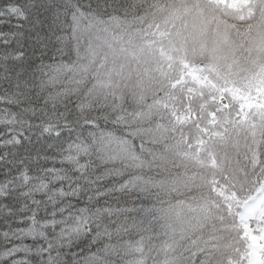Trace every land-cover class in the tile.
<instances>
[{"label":"clouds","instance_id":"9594fccd","mask_svg":"<svg viewBox=\"0 0 264 264\" xmlns=\"http://www.w3.org/2000/svg\"><path fill=\"white\" fill-rule=\"evenodd\" d=\"M18 7L16 23L32 35L0 44V86L45 133L73 134L80 148L69 171L91 178L86 211L74 214L83 223L37 244L23 264H129L127 242L145 240L138 230L145 222L151 234L139 264H247L245 225L264 234V119L230 138L209 129L202 148L162 139L167 116L155 106L157 77L145 68L161 61L177 75L184 64L201 68L216 85L198 89L204 100L228 89V113L238 111L236 90L264 89V4L32 0ZM223 227L230 241L221 262ZM0 264L21 262L7 249Z\"/></svg>","mask_w":264,"mask_h":264},{"label":"trees","instance_id":"16d2710c","mask_svg":"<svg viewBox=\"0 0 264 264\" xmlns=\"http://www.w3.org/2000/svg\"><path fill=\"white\" fill-rule=\"evenodd\" d=\"M218 2L233 7L241 3L264 4V0ZM22 3L31 7L32 0H0V12L4 13L0 15V44L8 39H19L20 32H24L26 37L32 35L16 23L21 11L18 5ZM39 11H36L34 24L41 18ZM0 65H3L2 60ZM182 67L178 75L170 64L163 61L145 68L146 74L157 77L155 106L167 116L166 126L160 129L162 139L175 136L185 146L193 144L202 148L212 138L209 129L218 128L215 136L230 138L237 134L242 124L248 123L254 128L259 120L264 119V100L260 99L264 89L255 88V95H239V90H236L233 95L242 103L238 111L228 113L223 96L228 89H220L219 96L209 97L205 101L203 92L198 89L215 88V83L201 77V68L188 64ZM3 72L4 67L0 66V73ZM212 103L219 108L209 110L208 105ZM220 111L226 113L222 121L217 118ZM252 113L254 115H250ZM108 147L118 150L119 144L110 143ZM79 148L72 133L63 132L59 136L45 133L31 110L20 108L6 93V85L0 86V250L12 249L13 258L21 264L36 255L33 249L37 244L45 241L51 243L61 230H77L79 224L83 223V219L74 218V214L80 217L86 211L85 201L91 194L83 195V198L82 194L91 178L69 171V161L77 156ZM138 230L145 233V240L135 235L128 240L129 264H139V254L151 234L146 222ZM221 231L225 235L219 241L218 260L223 262L230 238L226 235V227ZM252 235L253 231L246 234L247 264H256L249 239ZM44 255L52 259L47 253Z\"/></svg>","mask_w":264,"mask_h":264},{"label":"rangeland","instance_id":"374dc122","mask_svg":"<svg viewBox=\"0 0 264 264\" xmlns=\"http://www.w3.org/2000/svg\"><path fill=\"white\" fill-rule=\"evenodd\" d=\"M259 264H264V234L259 236Z\"/></svg>","mask_w":264,"mask_h":264}]
</instances>
